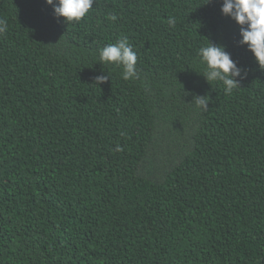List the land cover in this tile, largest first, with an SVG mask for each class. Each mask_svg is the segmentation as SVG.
Instances as JSON below:
<instances>
[{
    "label": "trees",
    "instance_id": "obj_1",
    "mask_svg": "<svg viewBox=\"0 0 264 264\" xmlns=\"http://www.w3.org/2000/svg\"><path fill=\"white\" fill-rule=\"evenodd\" d=\"M222 3L96 0L65 22L0 0V264H264V69ZM121 37L137 79L99 60ZM207 39L243 69L231 92L201 75Z\"/></svg>",
    "mask_w": 264,
    "mask_h": 264
},
{
    "label": "clouds",
    "instance_id": "obj_2",
    "mask_svg": "<svg viewBox=\"0 0 264 264\" xmlns=\"http://www.w3.org/2000/svg\"><path fill=\"white\" fill-rule=\"evenodd\" d=\"M53 7L57 18H64L65 22L79 21L84 18L93 8L96 0H46ZM221 12L230 17L240 26L239 41L246 45L255 57L257 64L264 69V0H223ZM110 20L117 17L111 15ZM170 26H175V18L170 17L167 21ZM7 29L6 22L0 20V35ZM207 45L199 48L197 55L204 65L201 75L211 85V82H222L226 92H231L239 86L243 69L231 58L225 46L216 45L207 39ZM99 60L102 64H115L123 69L124 80L137 79V54L127 37H121L114 44H108L99 51ZM106 74L95 77L97 86L108 81ZM198 108L207 109L210 96H195L193 98Z\"/></svg>",
    "mask_w": 264,
    "mask_h": 264
}]
</instances>
